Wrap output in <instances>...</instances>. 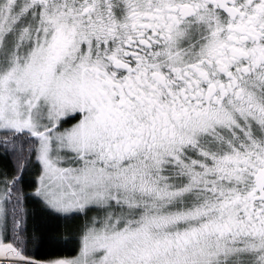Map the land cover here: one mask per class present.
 I'll list each match as a JSON object with an SVG mask.
<instances>
[{
    "label": "snow or ice",
    "instance_id": "6c2138e0",
    "mask_svg": "<svg viewBox=\"0 0 264 264\" xmlns=\"http://www.w3.org/2000/svg\"><path fill=\"white\" fill-rule=\"evenodd\" d=\"M0 264H264V0H0Z\"/></svg>",
    "mask_w": 264,
    "mask_h": 264
}]
</instances>
